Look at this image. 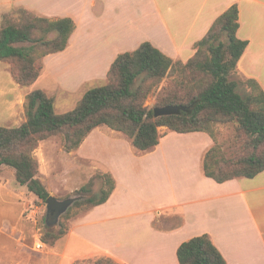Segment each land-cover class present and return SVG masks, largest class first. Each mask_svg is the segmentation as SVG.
<instances>
[{
    "label": "crops",
    "instance_id": "obj_1",
    "mask_svg": "<svg viewBox=\"0 0 264 264\" xmlns=\"http://www.w3.org/2000/svg\"><path fill=\"white\" fill-rule=\"evenodd\" d=\"M234 5L239 8L237 36L248 43L237 78L254 79L264 90V0H0V26L2 17L14 8L75 21L77 29L67 49L47 56L37 82L16 91L22 98L44 90L55 99L57 90L69 93L92 83L97 84L93 88L104 85L118 55L135 51L143 42L174 61L188 62L195 55V44ZM52 61H63V76L56 77ZM71 75L78 82L65 79ZM161 129L159 146L146 155H136L119 134L110 130V137L98 129L69 154L90 163L103 160L105 169L99 172L111 174L116 188L105 204L72 219L67 233L53 246L39 240L41 251L35 249L34 227L23 219L20 189L0 181V191L12 199L10 205L14 200L20 204V227L13 221L0 227V264H29L33 258L36 264H93L101 258L117 264H179V247L205 234L227 264H264V172L253 179L217 183L205 176L203 168L214 145L209 135ZM95 134L105 144L90 146ZM188 138L204 139L197 161L170 159L168 152L178 139ZM9 212L2 215L4 221ZM161 218L166 227L159 226Z\"/></svg>",
    "mask_w": 264,
    "mask_h": 264
},
{
    "label": "trees",
    "instance_id": "obj_2",
    "mask_svg": "<svg viewBox=\"0 0 264 264\" xmlns=\"http://www.w3.org/2000/svg\"><path fill=\"white\" fill-rule=\"evenodd\" d=\"M239 27V8L234 5L195 44V55L186 63L174 61L150 42H143L135 51L118 55L108 72V83L88 90L69 112L58 113L55 99L44 90L29 92L25 98L26 121L13 128L0 126V171L12 169L19 186L46 202L50 194L39 178L40 166L35 158L41 142L60 137L64 152L70 154L94 130L109 129L142 156L159 146V129L165 127L179 134L201 132L211 137L214 146L206 153L203 168L205 176L217 183L257 177L264 172V90L254 79H236L248 46L237 36ZM76 29L72 18L53 20L14 8L2 17L0 62L10 64L15 82L29 89L40 78L44 59L65 51ZM174 73L177 77L163 87L154 108L174 106L180 110L155 118L154 108L145 107V101ZM240 87L248 90L246 96L239 92ZM231 124L241 151L227 159L217 143V129ZM98 178L104 188L97 198L91 195ZM115 188L111 174L93 177L78 191L91 197L75 201L60 216L59 229H48L42 241L53 246L67 233L66 223L105 204ZM177 257L179 264H227L208 234L184 242ZM93 264L117 263L101 258Z\"/></svg>",
    "mask_w": 264,
    "mask_h": 264
},
{
    "label": "rangeland",
    "instance_id": "obj_3",
    "mask_svg": "<svg viewBox=\"0 0 264 264\" xmlns=\"http://www.w3.org/2000/svg\"><path fill=\"white\" fill-rule=\"evenodd\" d=\"M16 18L22 20L21 15L16 14ZM19 20V21H20ZM56 61V60H55ZM65 67L63 61L56 63L52 61L51 69L57 74L62 75V70ZM177 74H170L166 77L158 89L153 90L147 97L145 101V107L152 109L156 106L158 98L161 96L162 89L169 83H172L173 79ZM70 76V75H69ZM66 77L65 79H72L76 82V75H71V77ZM233 79V78H232ZM239 79V78H236ZM78 82V81H77ZM108 81L105 82L107 84ZM104 84V85H105ZM96 83H92L90 87L85 86L84 89L74 90L75 92H67V90H57L54 93L56 102V111L58 113H65L73 110L78 102L84 96V92L90 90ZM21 87L17 84L12 76V67L8 63L0 62V126L13 128L18 127L26 121L25 117V98L18 96L17 89ZM22 88V87H21ZM40 88V87H39ZM36 88V89H39ZM24 89V88H22ZM29 91H27L28 93ZM239 92L246 96L248 90L244 87L239 88ZM50 96V95H49ZM52 97V96H50ZM69 103L66 105L65 103ZM163 129H159L160 135L163 136ZM105 135L113 134L109 129H104L100 131ZM99 134V133H98ZM95 134L90 142V146L105 144V141L101 136ZM117 133L113 134L116 135ZM202 136L207 137V135L202 134ZM200 136V137H202ZM123 138L122 136H119ZM206 138V139H207ZM125 139V138H123ZM217 143L220 146L223 156L227 159L234 158L237 155V151H241V143L237 142L236 139V129L231 125L220 126L217 129ZM49 141L41 146L35 152V158L39 162L40 172L39 178L43 184L48 189L50 196H53L59 202H62V207L56 211H49L48 206L45 201L39 199L34 194L30 193L26 187H21L17 184L15 173L10 168H3L0 171V181L4 183L12 182L11 186L20 189V195L22 197V211L23 219L26 224L34 227V242L37 244L43 240V236L47 232V226L58 230L57 225L59 217L64 214L74 203L86 197H97L101 194L104 188L103 180L96 179L93 187V193L91 196H81L78 192L83 186L87 185L89 181L99 175V172L105 169L104 161L99 159L96 162L90 163L85 160H80L78 158L73 159L69 154L65 153L62 146V141L60 137H52L48 139ZM176 146L173 145L171 150L168 152L170 159L181 162L187 159L197 161L200 157V153L204 149L203 138H188V139H178ZM214 146V145H213ZM96 175V176H95ZM42 177V179H41ZM2 193V194H1ZM74 200V202H73ZM12 199L9 197L7 191H0V227L5 226L6 221H13L18 227H20L18 222V215L20 211V204L18 200H14V204H11ZM10 202V203H9ZM5 211L9 212V219L3 218ZM73 211H80L74 208ZM3 215V216H2ZM22 223V222H21ZM69 223H66V227L69 228ZM159 226L166 227L167 221L165 218L159 220ZM57 225V226H56ZM40 240V241H39ZM36 249V245H35ZM33 261H28L29 264H36L34 258Z\"/></svg>",
    "mask_w": 264,
    "mask_h": 264
},
{
    "label": "water",
    "instance_id": "obj_4",
    "mask_svg": "<svg viewBox=\"0 0 264 264\" xmlns=\"http://www.w3.org/2000/svg\"><path fill=\"white\" fill-rule=\"evenodd\" d=\"M179 107L174 106H167V107H156L154 108V116L155 118L160 117H166V116H172L179 112ZM74 202V200H73ZM62 202H59L57 199H55L53 196H50L46 200V204L48 206L49 211H56L62 207ZM73 204V203H72Z\"/></svg>",
    "mask_w": 264,
    "mask_h": 264
},
{
    "label": "built area",
    "instance_id": "obj_5",
    "mask_svg": "<svg viewBox=\"0 0 264 264\" xmlns=\"http://www.w3.org/2000/svg\"><path fill=\"white\" fill-rule=\"evenodd\" d=\"M43 249V244L41 242H39L37 245H36V250L38 251H41Z\"/></svg>",
    "mask_w": 264,
    "mask_h": 264
},
{
    "label": "bare ground",
    "instance_id": "obj_6",
    "mask_svg": "<svg viewBox=\"0 0 264 264\" xmlns=\"http://www.w3.org/2000/svg\"><path fill=\"white\" fill-rule=\"evenodd\" d=\"M44 247V246H43Z\"/></svg>",
    "mask_w": 264,
    "mask_h": 264
}]
</instances>
